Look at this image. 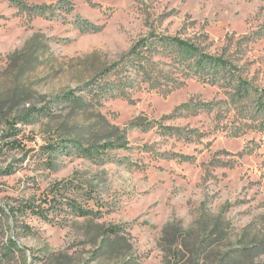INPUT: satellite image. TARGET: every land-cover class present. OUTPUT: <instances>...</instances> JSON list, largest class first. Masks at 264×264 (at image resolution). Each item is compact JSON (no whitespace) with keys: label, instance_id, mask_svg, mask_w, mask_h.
I'll return each instance as SVG.
<instances>
[{"label":"rangeland","instance_id":"374dc122","mask_svg":"<svg viewBox=\"0 0 264 264\" xmlns=\"http://www.w3.org/2000/svg\"><path fill=\"white\" fill-rule=\"evenodd\" d=\"M261 97L264 0H0V264H264Z\"/></svg>","mask_w":264,"mask_h":264},{"label":"trees","instance_id":"16d2710c","mask_svg":"<svg viewBox=\"0 0 264 264\" xmlns=\"http://www.w3.org/2000/svg\"><path fill=\"white\" fill-rule=\"evenodd\" d=\"M61 3L64 4V2L61 1ZM64 7V5L61 6V8ZM24 9H27L34 14L44 16L46 14V7L41 5L36 6H28V8L24 7ZM70 11L71 8H68ZM80 28L83 29V31H96L99 28H97L94 24L89 23L87 21L81 22L79 20ZM84 24V25H83ZM144 45L143 49H146L148 46L147 42H140L136 44L135 47H133L132 52L137 53L141 55V52L139 50V47ZM141 44V45H140ZM168 46L173 49H179V51L183 52L185 55H190V57H195V68L190 67V69H193L195 72H203V71H210L208 72L211 77L214 76V70L217 67H221L224 70L228 69L230 72L231 70L229 68L232 67V64L227 62L226 60L220 58L219 56L207 54L204 52H198L200 49L199 47L189 40H184L180 37H173L169 39ZM193 54L195 56H193ZM175 56V55H174ZM140 70H144L145 66L144 64H139ZM233 68V67H232ZM145 74V73H143ZM216 79V78H214ZM67 95V94H66ZM70 97L71 95H67ZM259 103H261L262 106H264V97H261L259 100ZM123 138V135L118 138V140H121ZM117 140V141H118ZM119 144L117 142H109L105 147H118ZM125 145V144H120ZM69 181H60L56 182L54 186L52 187V190L50 193L43 194V196L40 198V202H25L23 206H18V209L22 210H31L36 214L42 215L44 217H49V214L51 213H61L65 212L67 214L74 215L76 217H85L89 214L93 213V210L89 207H86L84 202L78 200L77 198H72L70 200H66L64 198V193H66L70 187ZM53 193V194H51ZM13 213V214H12ZM10 215L14 216V207L13 210H8L5 208L4 205L0 204V220L4 217H9Z\"/></svg>","mask_w":264,"mask_h":264}]
</instances>
